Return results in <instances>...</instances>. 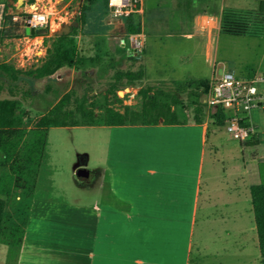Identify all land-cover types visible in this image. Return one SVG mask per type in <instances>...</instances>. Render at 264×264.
Instances as JSON below:
<instances>
[{
	"label": "rangeland",
	"instance_id": "374dc122",
	"mask_svg": "<svg viewBox=\"0 0 264 264\" xmlns=\"http://www.w3.org/2000/svg\"><path fill=\"white\" fill-rule=\"evenodd\" d=\"M174 1L145 0V13L136 11L137 4L129 7L133 8L129 14H114L109 0L97 6L86 0H0V82L5 80L0 99L14 96L21 102V128L7 149H0V197L5 200L0 264H82L79 260L83 259L81 253L87 238L88 206L105 178L102 169L112 130L99 125L53 127L45 157L39 161L37 135L31 129L30 120L44 114L67 91L72 90L74 94L70 106L78 99L77 104L84 103L88 114L98 121L104 119L109 107L122 113L126 111L128 119L169 122L174 117L184 121H197L198 117L200 121L209 120L213 145L207 150L206 166L215 173L241 167L239 139L227 131L225 124H216L212 118L214 110L204 103V93L196 90L193 96L183 86L189 80L211 79L216 61L217 73L226 71L220 63L223 56L236 71H244V75L250 70L246 68H253V63L246 67L247 63L234 61L233 57L254 58L256 50L250 46L254 44L239 42L237 36L215 31L224 18H254L259 0H212L217 2L216 9L211 4L208 10L219 12V3H223L222 18L213 21L201 15L196 24L193 16L207 10L202 0L188 2L189 7L186 1ZM156 6L165 14L157 24L151 20L154 11L148 10ZM39 13L46 14V22L29 24L28 19ZM131 13L140 22L141 30L143 24L144 35L125 32L124 17ZM207 28L215 32L210 49H206L208 38L202 33ZM60 35L74 39L71 62L42 78L27 77L28 72L41 68L53 56L50 49ZM135 38L142 45L139 58L128 55ZM2 66L8 69L7 74ZM119 71H132L140 77L131 85ZM11 73H17L19 78L11 79ZM146 93L153 99L145 97ZM194 102L205 105L198 116ZM144 106L148 107L147 114L133 116V112H142ZM251 114L252 122L262 131L264 109L256 108ZM75 117L87 119L78 112ZM254 149L257 148H246L247 158H251ZM258 152L255 165L259 164L264 172V149L259 148ZM79 168L87 172L83 175L81 171L78 175ZM95 175V187L89 188L88 183ZM240 176L206 178L194 237L208 240L212 247L229 246V251L219 257L223 264H262L258 244L252 239L255 235L257 240V231L250 230L254 223L251 196L246 200L248 190L243 179H238ZM235 181L240 186L239 196L229 195L225 190ZM32 191L46 196L47 200L41 198L38 208L28 214ZM236 209L243 211L242 217L236 219L242 220L240 227L246 229L243 236L225 233L235 224L230 211ZM227 214L231 215L221 217ZM215 231L222 235L215 238ZM235 242L245 248L235 249ZM207 261L215 262L210 258Z\"/></svg>",
	"mask_w": 264,
	"mask_h": 264
},
{
	"label": "crops",
	"instance_id": "0c3cea01",
	"mask_svg": "<svg viewBox=\"0 0 264 264\" xmlns=\"http://www.w3.org/2000/svg\"><path fill=\"white\" fill-rule=\"evenodd\" d=\"M159 1L162 3L170 0ZM177 1L193 3V0L174 2ZM202 3L207 10L203 14L201 12L193 16L195 24L200 20L201 15L213 21L222 18L223 3H219V12L208 10L211 4H215L216 9L217 2L202 0ZM140 10L145 13V0H140ZM148 10L154 11L151 16L153 23L162 22L165 17L164 12H159L157 6ZM144 30L142 24L140 35H144ZM219 30L220 27L215 32ZM202 33L208 38L206 49H210L214 33L211 28L203 30ZM233 36H237L239 42L254 44L250 45L256 50L254 58L251 56L247 60L233 57L234 61L247 63L246 67L253 63V68H246L250 70H246L245 72L248 73L244 75V71H236L235 66L231 62L228 64V59L223 56L220 63L227 68L226 71H232L235 75L238 72L243 79L257 73L264 75V33ZM129 51V56L141 57V52L133 54L132 45ZM209 54L210 50H207L206 55ZM215 56H218V52ZM214 63L212 77L222 75L224 71L217 73V61ZM258 89L263 99L261 108L264 109V81L258 82ZM250 123L253 128L251 137L244 141L239 140L238 150L243 161L241 167L222 173H215L206 166L207 150L213 145L209 120L198 122L176 119L148 124L99 125L109 126L112 136L102 169L105 174L104 181L99 186V193L91 197V205L88 206L87 238L84 251L81 253L83 259L79 261L82 264H223V259L219 257L229 251V246L212 247L208 240L201 237L195 239L194 230L206 178L211 179L218 175L222 177L241 175L238 179H243L248 190L246 200L251 196L250 187L257 181L263 182L264 172L259 164L255 165V157H259L257 156L259 148L264 149V143H261L264 140V127L262 131L256 127L252 122V114ZM50 129L42 158L46 154ZM249 147L257 148L250 153V159L246 156V148ZM96 175L88 183L89 188L95 187ZM239 188L235 181L234 185L225 187V190L229 195L235 193L239 196ZM41 198L44 197L33 191L28 214L38 208ZM44 199L47 200L46 196ZM230 212L234 215L235 224L225 230V233L243 236L246 229L240 227L242 220H236L242 217L243 211L236 209ZM206 216H211V213H206ZM250 230L255 232V222ZM215 233H217L215 238L222 235L217 231ZM255 238L254 235L253 243L258 244V235L257 240ZM234 247L242 250L245 245L238 242ZM208 258L214 259L215 262L207 261Z\"/></svg>",
	"mask_w": 264,
	"mask_h": 264
},
{
	"label": "trees",
	"instance_id": "16d2710c",
	"mask_svg": "<svg viewBox=\"0 0 264 264\" xmlns=\"http://www.w3.org/2000/svg\"><path fill=\"white\" fill-rule=\"evenodd\" d=\"M91 5L97 6L103 3L104 0H86ZM108 1V0H107ZM256 12V16L250 18H239V19H222L220 25V31L232 35H241L245 33L262 34L264 33V0L259 3V8ZM226 17V16H225ZM125 32L129 34H139L141 32L140 22H136L133 13L124 17ZM56 41L53 47L50 49L53 52V56L39 69L30 71L26 74L27 77L32 76L33 78H42L45 74L52 73L55 69L62 66L64 63H70L72 60V44L74 42L73 37L70 35H60L56 37ZM70 50V51H69ZM3 67V66H2ZM3 72L7 74L8 69L3 67ZM142 73V72H141ZM120 76H126L129 80V84L134 85L135 80L140 76L135 75L132 71H119ZM19 78L17 73H11V79L17 80ZM5 80L0 82V89ZM209 80H189L186 81L183 89H188L191 95H196V90H200L202 94L207 92ZM16 86V85H13ZM73 91L65 92L62 97L44 114L35 117L30 120L31 129L37 135L36 146L39 150V161L44 153V147L47 139L48 130L51 127L56 126H74V125H121V124H148L157 123L156 121L150 120H138L137 118L128 119L126 111L124 113L113 109L112 107L107 108L106 114L102 121L96 120L94 117L88 114L84 103L78 102L74 106H70L73 101ZM116 97H118L116 95ZM145 97L153 99L152 95L145 94ZM151 101V100H150ZM196 116L202 112L204 103L194 102ZM20 99L17 97L0 99V149L6 150L11 139H13L21 128V111H20ZM148 107L144 106L142 112H133V116H141L147 114ZM81 113L87 119H78L75 117L76 113ZM212 118L216 124L222 126L225 124L226 113L223 108L217 107L214 109ZM197 121L198 117H196ZM175 117L171 121H175ZM33 193V191H32ZM31 193V195H32ZM30 195V196H31ZM251 203L254 211V222L258 235V246L261 256V263L264 264V182L254 184L250 187ZM4 209L5 200L0 197V233L3 230L4 224ZM5 240L6 237H4Z\"/></svg>",
	"mask_w": 264,
	"mask_h": 264
},
{
	"label": "built area",
	"instance_id": "2783aa9c",
	"mask_svg": "<svg viewBox=\"0 0 264 264\" xmlns=\"http://www.w3.org/2000/svg\"><path fill=\"white\" fill-rule=\"evenodd\" d=\"M140 0H109L114 14H129L137 6L141 11ZM46 14L32 15L28 21L31 25H41L46 22ZM133 54L141 51V42L133 39ZM264 81L263 74H254L249 78H240L232 71H224L220 76H213L208 83L204 103L213 110L223 108L226 113L225 126L236 139L244 141L251 137L253 128L250 123V112L263 106V99L258 89V82Z\"/></svg>",
	"mask_w": 264,
	"mask_h": 264
},
{
	"label": "water",
	"instance_id": "95a60500",
	"mask_svg": "<svg viewBox=\"0 0 264 264\" xmlns=\"http://www.w3.org/2000/svg\"><path fill=\"white\" fill-rule=\"evenodd\" d=\"M27 30H29V27H28V29H27ZM31 30H32V31H34V28L32 27V28H31ZM78 170H79V171H78ZM78 170H77V173H78V175H79V174H80V172H81V171H83V170H82V169H80V168H79Z\"/></svg>",
	"mask_w": 264,
	"mask_h": 264
},
{
	"label": "flooded vegetation",
	"instance_id": "af4514ba",
	"mask_svg": "<svg viewBox=\"0 0 264 264\" xmlns=\"http://www.w3.org/2000/svg\"><path fill=\"white\" fill-rule=\"evenodd\" d=\"M85 172H87V169H86V170H84V171H82V174L84 175V174H85Z\"/></svg>",
	"mask_w": 264,
	"mask_h": 264
}]
</instances>
